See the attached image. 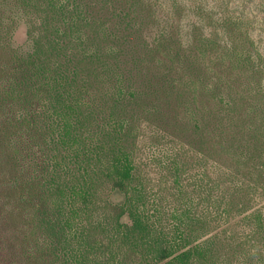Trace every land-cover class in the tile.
Here are the masks:
<instances>
[{
  "label": "trees",
  "instance_id": "trees-1",
  "mask_svg": "<svg viewBox=\"0 0 264 264\" xmlns=\"http://www.w3.org/2000/svg\"><path fill=\"white\" fill-rule=\"evenodd\" d=\"M15 1L31 17L30 48L6 49L8 29L0 25V146L23 148L11 147L6 170L0 167V208L12 203V218H25L20 242L36 245L27 260L264 264V93L238 97L231 86L226 94L218 82L205 84L198 53L217 42L203 37L205 7L192 0H172L169 11L167 0ZM259 8L264 17L263 2ZM193 17L190 28L176 26ZM227 47L231 70H258L254 49ZM205 96L200 114L190 98ZM159 122L201 156L205 170L189 192L180 180L186 156L177 157L184 164L173 157L164 165L177 201L166 212L169 227L149 203L137 159L141 141L160 143Z\"/></svg>",
  "mask_w": 264,
  "mask_h": 264
},
{
  "label": "rangeland",
  "instance_id": "rangeland-1",
  "mask_svg": "<svg viewBox=\"0 0 264 264\" xmlns=\"http://www.w3.org/2000/svg\"><path fill=\"white\" fill-rule=\"evenodd\" d=\"M184 1L188 3L190 0ZM192 1L201 3L206 10L204 17L206 30L204 28L202 30L203 37H205V34L207 38L212 35L211 37L213 38L214 36L213 39L217 41L213 45L210 44L204 53H198V60L207 78L205 84L215 86L218 82L226 94L227 89L231 86L232 96L238 97H241V94L246 97H251L260 94V92L264 93V17L259 12L261 2L264 3V0ZM15 2V0H0V25L2 28L5 26L8 29L7 38L4 39V47L6 49L28 50L30 48V42L27 36V30L28 21L31 17L26 15ZM171 2L172 0H167L166 8L168 11ZM196 19V17H193L176 26L183 24V29H185L186 24L187 28H190V25L196 24ZM223 20H228L229 23L224 24ZM175 22H178V19ZM217 30H220V32ZM175 32H177V28H175ZM197 41H199V38L195 37L193 42L199 44ZM2 42L3 40L0 41V45H2ZM228 45H234L246 51H249L248 49L250 51L254 49L253 51L257 53L260 62V65L257 67L258 70L255 69L254 74L236 68L231 70L229 68L231 60L226 55V50L229 48L227 47ZM243 72L244 74L242 75ZM202 100L204 101L202 102ZM190 102L194 111H196V107L201 109L199 111L200 114L203 113L204 108L208 105L206 96L198 98L195 102L190 98ZM255 103L259 106L262 102L257 99ZM164 129H167V127L163 122H159L158 127L154 129L159 139L161 138L159 144L149 147L150 142L147 141L145 147L141 141L137 159L141 171V178H143L147 186V191L150 194L149 203L151 206H153V203L157 204L160 212H165L163 213L164 217L161 224L164 227H169L171 220L167 219L169 215H166V212L174 207L177 201L172 195L174 192L173 186L175 185L174 177L164 168V165H168L170 159L173 157L177 159L181 153L186 156L184 160L185 169L180 180L189 192L197 190L195 184L201 179L205 170L203 169L202 164L204 162L201 160V156L192 152L190 148H184L179 135L174 133V131L171 133L168 129ZM6 144L0 146V167H4L3 170H6L4 164L7 161L6 156L9 149L11 150L12 147L13 150L18 149L20 151V148H23L20 142L16 143L12 141ZM177 160L182 162L180 157ZM19 164L22 171L26 172V169H28L27 161L24 159ZM11 169L12 173H14V167ZM16 169L18 170V168ZM112 201L121 202L122 196L114 195ZM4 208L5 210L3 211L0 208V264H33L32 260H27L28 254H26V252H35L36 245L33 239L31 238L32 240L26 241L25 243L20 242V237H23L21 236L22 233L28 228V224L24 220L25 218H12V213L15 212L12 203L6 205ZM20 210L24 211V209ZM13 217L16 218V216ZM9 221H11V225L4 227ZM39 238L41 239V237Z\"/></svg>",
  "mask_w": 264,
  "mask_h": 264
}]
</instances>
